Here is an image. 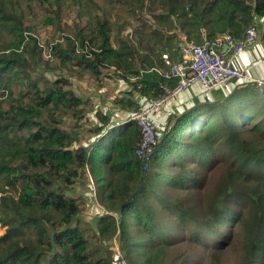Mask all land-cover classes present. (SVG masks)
<instances>
[{"label":"trees","instance_id":"trees-1","mask_svg":"<svg viewBox=\"0 0 264 264\" xmlns=\"http://www.w3.org/2000/svg\"><path fill=\"white\" fill-rule=\"evenodd\" d=\"M27 1L47 5L46 26L60 32L66 12L75 7L77 16L73 31L44 61L36 27L25 22L19 0H0V186L18 196L0 200V220L7 223L0 264H224L229 252L236 264H264V90L240 96L236 119L222 111L237 95L171 116L144 172L136 123H126V116L112 123L97 111L99 138L85 142L81 127L90 102L62 73L51 80L40 72L91 74L99 81L102 70L114 69L131 87L129 99L135 93L154 99L165 85H176L148 62L158 43L172 39L162 31L177 29L172 16L188 41L200 26L215 39V27L221 34L232 27L259 31L255 20L264 17V0H149L155 23L139 19L138 27L128 13L115 27L105 7L119 16L145 0ZM161 6L166 14L156 13ZM130 27L132 37L125 35ZM130 102L118 103L131 112ZM79 182L94 185L108 212L95 230L80 221L85 206L72 191ZM93 232L118 236L123 259L91 249Z\"/></svg>","mask_w":264,"mask_h":264},{"label":"rangeland","instance_id":"rangeland-1","mask_svg":"<svg viewBox=\"0 0 264 264\" xmlns=\"http://www.w3.org/2000/svg\"><path fill=\"white\" fill-rule=\"evenodd\" d=\"M18 2V0H15ZM20 4L19 7L22 9L25 22L29 23L31 26L36 27V36L39 39L40 44L42 45V57L44 61H49L52 59L51 57V46L54 43H62L63 37H65L68 33L73 31L74 23L71 19L74 18V16H77L76 13L77 9L74 7V12L68 16L69 12H66L64 16H66V20L68 21V24H62V27L65 31L60 32V29H56L52 26H46V20L47 17L50 15V11L47 8V5H41L39 3H28L27 0H19ZM105 9L110 13V17H113L115 20V27L117 26L118 22L121 21L123 18L126 19L125 13H128V18H131V24L134 27L142 26L141 20L145 19L148 20L149 23L154 24L155 20L153 18V14L151 13V6L149 0H145L144 7H137L135 10H125L124 12H120V15H118V12L111 11V7H105ZM156 9L157 8H153ZM164 7L161 6V9L158 10L156 13H161L160 11H164ZM166 11V10H165ZM116 15V16H115ZM141 19V20H139ZM148 24V23H147ZM132 30L134 33V29L132 27L128 28L127 30ZM32 35V34H30ZM126 35V34H125ZM34 36V34L32 35ZM115 40L116 44L117 41H119L120 37L117 38V31L115 28ZM41 73H44L49 79L53 80L59 73H62V75L66 76L72 86L70 87L73 92L79 96L82 97L85 101L90 102L88 106V114L86 120L83 122V125L81 127L82 134L84 136L85 142H97L99 137H95L94 135V129L100 125L98 122V119L95 117V114L97 111H100L103 114H106L110 117H112L113 122L116 123L119 121H122L124 119L123 117H130L132 113L136 112V109L138 110L139 107L136 108L135 102L133 100L135 98H130L127 96V94L130 92V86L128 83L124 82L121 77L117 74V72L114 69L110 70H102L101 72V80H95L91 74H87L85 76H80L78 73L71 74L70 71L68 72H56L57 74L49 73L48 71H45L43 68L40 70ZM167 72V71H166ZM121 76V75H120ZM262 93L263 90L255 89V95L257 93ZM241 94L237 95L235 98H233L228 105V110L222 111V114H228L230 115L231 112V119H236L238 116L237 110H238V100L240 99ZM121 100L127 101V99L131 102L129 103L131 107H127V109H130V111H125L122 108V104H119L118 102ZM135 104V105H134ZM142 106V105H141ZM136 108V109H135ZM130 114V115H129ZM129 115V116H128ZM154 121V117H153ZM111 123V124H112ZM155 130L157 132V135L161 132V130L164 128V124H160L154 122ZM109 131H115L117 128H111L110 125L108 126ZM114 129V130H113ZM117 132V130L115 131ZM159 141V140H158ZM213 183V182H211ZM73 194L81 197L82 202L85 206V213H83L80 216V221L84 223L88 228H92L95 230L97 222H99L100 217L104 214V212L108 213L106 210L101 209L102 207L99 205V200L96 197L94 185L92 184V188H88L87 184L85 185L82 182H79V184H75L73 186ZM17 195L10 191L9 189L5 188L3 185L0 186V200L6 199L7 201H14L17 199ZM199 197H196L193 201L199 200ZM203 199V196H202ZM199 204H202L201 201H199ZM197 203V206H199ZM204 210V209H203ZM104 211V212H103ZM7 223H4L0 220V235L5 231ZM16 225V224H15ZM21 232L20 230L18 231ZM95 232V231H94ZM94 237L91 239V249L98 250L102 254H106L107 256H111L116 261L123 259V255H121V247L120 242L118 239V236H115L113 238H99L98 234L94 233ZM90 236V234H89ZM172 254V253H170ZM223 260L226 261L224 264H236V260L233 258L232 252H229L226 256L223 257ZM125 262V261H124Z\"/></svg>","mask_w":264,"mask_h":264},{"label":"built area","instance_id":"built-area-1","mask_svg":"<svg viewBox=\"0 0 264 264\" xmlns=\"http://www.w3.org/2000/svg\"><path fill=\"white\" fill-rule=\"evenodd\" d=\"M126 35L132 37V30H127ZM259 39L260 33L255 27L248 28L240 39L224 34L215 39H205L202 44L190 42L185 36L179 37L176 44L178 63L173 64L168 72L159 71L166 80L176 79V85H165L159 97L140 106L125 121L136 123L141 131L136 156L144 172L150 170L159 140L153 117L195 85L212 91L235 80L250 81L248 71L239 69L232 58L241 55L246 49L253 48ZM256 82L262 84L259 80Z\"/></svg>","mask_w":264,"mask_h":264},{"label":"crops","instance_id":"crops-1","mask_svg":"<svg viewBox=\"0 0 264 264\" xmlns=\"http://www.w3.org/2000/svg\"><path fill=\"white\" fill-rule=\"evenodd\" d=\"M162 13L166 14V11L164 10ZM190 16L191 15H189V17ZM170 20L177 27V29L162 28V31H164L163 34L167 36V39H172L167 41L165 44L158 43L154 47L155 49L151 50L152 53H148V62L149 64L156 63L155 70L157 72H168L170 67L179 61V56L176 47H174V43L177 39L176 34H179V36H185V33L181 31L180 23L176 20L175 16H172ZM255 25L260 33V39L258 42L253 48L246 49L241 55L232 58L234 64L239 69L248 71V74L251 77L250 81L235 80L226 86L214 89L212 91H206L199 85H195L183 92L180 96L175 98L172 103L157 113L154 116V122H156V124H164L163 129H165L168 126L170 117L173 115H181L198 106L205 105L206 102H220V104H222L235 95H242L247 92L255 93V89L264 90V17L256 18ZM209 29H211V26L208 27V30ZM232 29L234 28L232 27ZM232 29L229 28L227 33H233L234 37L237 39L241 38L245 32L242 31L241 33H237L233 32ZM219 30H221V27H215L211 31L217 33V37L224 35L219 33ZM193 32H195V29H193ZM195 35L196 36H194L192 42L196 44H202L203 41L208 38V31L204 26H200L198 27V34L196 33ZM257 80L261 81L262 84L259 85L256 82ZM134 96L135 100L140 104V106L146 105L152 100L151 97L139 96L137 93H135Z\"/></svg>","mask_w":264,"mask_h":264},{"label":"water","instance_id":"water-1","mask_svg":"<svg viewBox=\"0 0 264 264\" xmlns=\"http://www.w3.org/2000/svg\"><path fill=\"white\" fill-rule=\"evenodd\" d=\"M228 48H226V50H227ZM139 191H140V189H138L135 193H134V195H133V197H135L138 193H139Z\"/></svg>","mask_w":264,"mask_h":264}]
</instances>
